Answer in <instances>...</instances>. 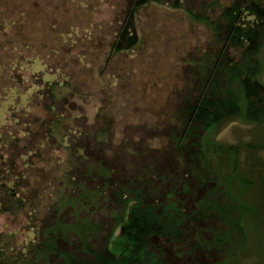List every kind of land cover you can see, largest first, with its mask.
I'll return each mask as SVG.
<instances>
[{
  "label": "rangeland",
  "instance_id": "rangeland-1",
  "mask_svg": "<svg viewBox=\"0 0 264 264\" xmlns=\"http://www.w3.org/2000/svg\"><path fill=\"white\" fill-rule=\"evenodd\" d=\"M56 1H37L44 13L22 29L0 27V170L20 191L14 202L0 191V264H49L52 246L63 252L59 260L49 256L56 264H167L156 251L168 248L175 252L173 264H196L198 258L201 264H264V99L261 106L253 102L257 88L251 98L253 87L237 75L229 79L227 100L219 105L223 114H204L203 150L215 187L203 193L191 213L174 204L167 206L168 214L137 209L141 218L133 224L128 220L120 234L117 207L106 204L102 215L94 212L89 196L99 182H89L84 153L74 150L85 147L91 162L107 156L111 181H117L133 174L132 139L138 129V165L148 164L187 110L183 101L196 98L199 86L189 84L186 74L195 62L201 70L192 75L208 70L206 59L220 47L213 19L231 0H83L84 6L82 0ZM3 6L0 19L7 16ZM73 8L75 33L68 36ZM126 19L134 38L115 51L110 46ZM255 53L254 77L264 89V35ZM65 80L69 88H53L57 99L52 103L47 82ZM52 121H58L56 137L66 147L48 136ZM101 129L108 136L98 144ZM65 175L70 190L57 205L52 200ZM23 200L29 208H22ZM48 207L56 209L52 218ZM173 210L178 213L169 215ZM185 220L188 229L181 231ZM45 223L44 241L36 233ZM111 235L109 255L95 254Z\"/></svg>",
  "mask_w": 264,
  "mask_h": 264
},
{
  "label": "trees",
  "instance_id": "trees-1",
  "mask_svg": "<svg viewBox=\"0 0 264 264\" xmlns=\"http://www.w3.org/2000/svg\"><path fill=\"white\" fill-rule=\"evenodd\" d=\"M40 1V0H37ZM35 0H2L0 1V5H4L7 7V16H2L3 19H0V27L2 30H10L13 29H19V27L22 29L24 25L27 24V22L30 21L34 16H39V13L42 12V7L39 6V3H37ZM55 1V0H54ZM72 1L71 0V4ZM38 4H36V3ZM59 4V0H57ZM70 2V1H69ZM31 3L34 5H31ZM82 0V5L83 4ZM3 6V7H4ZM60 6V5H59ZM56 9H59L61 7ZM13 7L14 11L13 14H9V11ZM12 9V10H13ZM67 12L70 11L69 9H66ZM216 12V11H215ZM1 13V11H0ZM69 13V12H68ZM65 13L63 16L58 19V24L65 20ZM71 18L74 21V25H71V28L69 29V35L70 33L73 34L75 26V20L76 12L73 8V13H71ZM66 22V21H65ZM213 22L216 23L219 27L218 36L215 38V41L220 43L219 50L215 51L214 55L212 56L211 60L206 59L208 65V70H206L204 75H201V73H197L192 75V72H199L201 70V67L199 66L198 62H195L194 65H191V67H194L195 69H190V72L186 74L189 79V84L191 81L193 83L195 82L198 84L199 87L197 89L199 90L197 93L196 98L194 101H186L183 104L186 106V108L190 107L191 103H195L196 101L203 102L204 105L207 104V106H212L213 104H218V106L221 103H224L227 100V84H229V79L237 75L242 81L248 83L250 87V92H253L254 88H257L256 93H260V89L256 87L255 81L256 78L254 77V70L256 68L257 64V57L255 53V44L256 42L264 35V0H231V4L227 6L225 9H223L221 12H219V17H215L213 19ZM67 23V22H66ZM58 24H55L58 26ZM131 21L128 19L124 20L122 22V26L120 28V31L116 32L114 35L113 42L110 46L111 49L120 51L121 49L127 47V45H130L132 43L131 38L133 39V35L131 33ZM28 26V25H27ZM26 26V27H27ZM73 26V27H72ZM29 28V27H28ZM5 33V32H4ZM131 33V34H130ZM27 38V37H26ZM60 40L63 39V35H59ZM30 41V40H29ZM28 42V41H27ZM65 42V41H64ZM12 54V53H11ZM52 54H56V51L52 50ZM50 55L46 56L45 59H49ZM14 60H17L14 57ZM33 57H31L28 62L33 63ZM203 62L205 60L203 59ZM43 67V65H42ZM200 67V69H199ZM58 72V71H56ZM204 76V78H203ZM48 83V96L51 99L52 103L56 101L57 98L54 97L53 94V88L63 86L66 88H69L67 85V80L64 81V83H58L54 84L53 82H47ZM201 86V87H200ZM189 87L184 88L185 91L188 90ZM249 90V89H248ZM252 90V91H251ZM193 93V92H191ZM194 98V97H193ZM189 100V99H188ZM190 104H188V103ZM51 107V105H50ZM221 109V107L219 106ZM205 114V113H204ZM201 119L205 120V115L201 116ZM179 118V117H178ZM59 121L62 120V118H58ZM174 121V120H173ZM176 122V123H175ZM178 120H175L172 124L175 126L174 128H180V130H172L173 134H176V139L173 142V150L175 151L174 155V161L184 165L188 164L192 167H194V171L189 169L188 172V179L184 181H188L189 184L195 183L197 186L200 183H203L205 186L206 183L212 182L214 179L212 176L213 173V166L212 163L208 158H206L205 152L203 150V136L205 132V125L203 124H194L190 123L187 125V129L184 132L185 136L182 137V129L185 128V124L183 123H177ZM50 131H49V137H52L57 142L58 146H65L64 139L63 141L58 142V139H62V137L57 138L56 135L59 133L57 132L59 130V123L58 121H52L50 124ZM31 130H29L30 132ZM188 146L191 151L188 150ZM66 147V146H65ZM67 149L71 152V149H69V146ZM76 152H82V150L79 148H74ZM183 150L187 153V157L185 156V153H183ZM201 165L203 167V172L197 171L195 168ZM189 166V167H190ZM214 172L217 174V171L214 170ZM6 173V172H5ZM180 176V175H179ZM63 180V186L58 190V192L55 194L56 198H54L52 201L57 204V199L60 198V196L67 197L68 190L70 188L68 187L69 183L67 175L64 176ZM212 178V179H211ZM7 177H5L4 173L0 170V191H4V194L8 195V198L11 199L13 202L16 201L20 195L15 184L12 182L6 181ZM71 180V179H70ZM81 183V182H80ZM82 184V183H81ZM76 187H79V185H76ZM72 190V189H71ZM71 194H73L71 192ZM72 196V195H70ZM22 198V197H21ZM24 201V200H23ZM12 202V203H13ZM1 203V202H0ZM23 207L22 208H29V206L26 205V202H22ZM15 205V204H14ZM58 205V204H57ZM16 206V205H15ZM19 208V207H17ZM4 209H2L3 211ZM55 211H52V207L47 208V215L51 216V218L56 214ZM207 221V220H206ZM47 223L45 225H40L37 228L36 238H45L43 235V230L41 228L47 227ZM200 225H203L202 222ZM181 231H185L188 228H185V225H180ZM187 231V230H186ZM208 235L206 232L204 236ZM46 239H44L45 241ZM186 240H184L185 242ZM39 242V241H37ZM41 242V241H40ZM64 252L65 251L64 249ZM63 252L60 250H56L54 246H52L51 249L48 251V263L49 264H56L55 261L52 263L53 260L49 258L50 257H58L59 255L62 256ZM203 258V257H202ZM57 260V261H58ZM187 261V260H186ZM85 264H89L88 262Z\"/></svg>",
  "mask_w": 264,
  "mask_h": 264
},
{
  "label": "flooded vegetation",
  "instance_id": "flooded-vegetation-1",
  "mask_svg": "<svg viewBox=\"0 0 264 264\" xmlns=\"http://www.w3.org/2000/svg\"><path fill=\"white\" fill-rule=\"evenodd\" d=\"M254 84L258 85V81L256 80ZM256 87L260 89V93L257 94L258 98H255L253 102H256L258 106H261L262 100L264 99V89L259 85ZM249 92L250 90H248V93ZM249 94L251 98H253V92H250ZM248 99L249 105L251 106L250 98ZM202 104L203 102L201 101L191 103L190 107L186 108L187 110L182 111V116L175 119L178 120L177 123L185 124V128L182 129V137L185 136L184 132L186 131L188 124L194 123L198 125L200 123L203 124V126L205 125V123L207 124L206 121L208 119H201V116L204 115L205 112L207 113L208 110H211V114H213L214 116L215 114H217L220 117L221 114H223L218 106L219 103L208 106V108H204ZM99 131L101 139L97 140L98 144L101 142L104 143L106 141V137L108 136V131L106 129H101ZM172 132L173 131L171 130L169 134L164 136L166 145L162 149H159L157 152L155 151L156 155L149 156L148 164L139 167L138 164L140 157V146L138 144L139 134L137 129V134L134 135L132 139V142L134 141V147L131 150L132 156L135 158V161L132 162L133 174L127 177L124 176L123 178L119 177L117 181H111L114 170L109 166L108 163H106L107 161L105 160V158H107V156L101 154L95 159L94 162H91V157H89L91 156V153H89L88 156V153L86 152L87 149L84 147V150L82 151L84 154L80 157H82L84 161L88 162L85 169L86 177H88L89 182H99V185L94 187V192L91 191L90 193V203L93 204V207L95 209L94 212L98 213L99 215H102L101 213L105 211L103 206H105L106 204L108 206H111L112 204L114 207H117L118 211L115 209V218H120L118 220V222L120 223L118 226L120 228V234L124 229L123 225L127 224L128 220H131L133 224L135 223L134 218H136L137 216H140L141 218V215H139L137 209H146L149 211L150 215L153 212L155 214H163V212L168 214L167 206L170 204H174L177 209L180 208L182 210L181 213H191L196 208V201H198L199 198L203 196V193L206 190L209 191V189L215 187L214 181L206 183L205 186L203 185V183H200L196 186L195 183L189 184L188 181L187 183L186 181H184L188 179L187 174L189 172V169L194 171V167L188 164L182 165L177 161H174L173 154L175 153V151L173 150V142L177 136ZM188 150L191 151L189 146ZM186 152L188 153V151ZM186 152L183 150V153H185L184 157L188 156ZM111 153L112 152H110V154ZM116 154L112 153L111 155L118 158L119 153ZM195 169L201 173L203 172V167L201 165H198ZM124 202H126L125 205ZM128 203L132 204V206L130 210H128L129 212L126 213L128 215V219L125 220L123 219V216L125 213V207L128 205ZM176 211H170L169 215H172L174 213L177 214L178 212ZM96 213L94 218L98 216ZM191 220H193V218H191ZM185 221L186 226L188 222L187 220ZM200 223L201 222H199L198 225H200ZM152 238H156V240H158L159 242V238L157 236H151L149 239L152 240ZM111 239L112 235L110 239H107L106 243L101 246L100 249L97 248L94 253L97 255L102 254V256H108V244ZM170 250L173 256L170 252L168 261H165L166 251L169 252ZM174 253V250H172L171 248L156 251V254H158L157 257L163 263L167 264H173V262L177 261V259L174 258ZM196 264H201L200 258L197 259Z\"/></svg>",
  "mask_w": 264,
  "mask_h": 264
}]
</instances>
